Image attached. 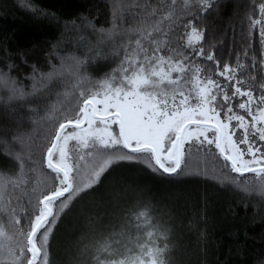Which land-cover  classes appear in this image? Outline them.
<instances>
[{"label":"snow or ice","instance_id":"snow-or-ice-1","mask_svg":"<svg viewBox=\"0 0 264 264\" xmlns=\"http://www.w3.org/2000/svg\"><path fill=\"white\" fill-rule=\"evenodd\" d=\"M217 2L113 0L110 26L94 31L97 47L110 44L118 63L100 79L88 75L86 62L72 53L57 54L58 64L50 53L49 70L34 69L27 91L10 70H0V104L26 105L31 113L30 129L19 117L11 139L7 132L0 136L4 154L18 164L15 172H0V264H51L58 222L118 162L180 176L191 174L194 149L212 153L236 174L222 173V183L264 199V82L257 88V77L246 75L239 57L235 65L215 69L223 82L195 59L205 56L206 33L193 21ZM23 6L40 14L27 0ZM256 9L259 17L249 16V28L259 26L264 45V2ZM206 60L220 64L211 52ZM57 83L63 90L54 101L31 104V98L47 99ZM41 138L46 142L38 144ZM138 207L110 232H98L89 221L75 264H173L170 228L149 204Z\"/></svg>","mask_w":264,"mask_h":264},{"label":"trees","instance_id":"trees-1","mask_svg":"<svg viewBox=\"0 0 264 264\" xmlns=\"http://www.w3.org/2000/svg\"><path fill=\"white\" fill-rule=\"evenodd\" d=\"M261 2L264 0H218L206 14L194 13L193 22L206 33L202 42L205 56L195 59L213 70V78L223 82V77L215 76V69L222 70L224 63L235 65L239 57L248 68L246 75L257 77V88L264 82V67L260 65L264 45L259 26L249 28V16L259 17L256 6ZM27 3L40 9V14L23 6V0H0V70H10L26 91L34 69L37 73L49 70L50 53L51 63L56 64L57 54H74L86 62V72L94 79L103 78L116 67L112 46L98 48L94 31L110 26L113 0ZM208 52L220 61L219 65L206 60ZM62 90L57 83L47 99L31 98L30 102L34 107L42 106L54 101L56 92ZM13 109L14 115H6ZM30 115L26 105L15 103L5 109L0 104V136L7 132L10 140L19 117L23 118V129H30ZM36 142L46 141L41 138ZM35 156L39 161L41 153L37 151ZM190 165L191 174L180 176L154 173L141 162L124 161L112 166L95 191L76 200L58 222L50 239L51 264H75L80 240L91 226L98 232H110L113 226L118 229L125 212L138 203L137 211L149 204L151 214L170 228L173 264H260L264 260V199L240 191L234 183H222V173L236 174L224 167L222 159L214 161L212 153H196L194 149ZM17 170V162L4 154L0 144V172Z\"/></svg>","mask_w":264,"mask_h":264}]
</instances>
